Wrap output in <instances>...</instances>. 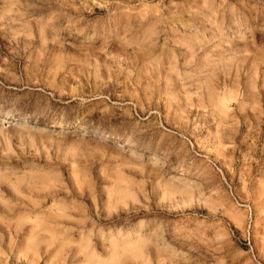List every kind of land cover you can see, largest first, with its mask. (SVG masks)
Wrapping results in <instances>:
<instances>
[{"label":"rangeland","instance_id":"1","mask_svg":"<svg viewBox=\"0 0 264 264\" xmlns=\"http://www.w3.org/2000/svg\"><path fill=\"white\" fill-rule=\"evenodd\" d=\"M0 264H264V0H0Z\"/></svg>","mask_w":264,"mask_h":264},{"label":"bare ground","instance_id":"2","mask_svg":"<svg viewBox=\"0 0 264 264\" xmlns=\"http://www.w3.org/2000/svg\"><path fill=\"white\" fill-rule=\"evenodd\" d=\"M222 111H224V110H222ZM226 113H228V111H226Z\"/></svg>","mask_w":264,"mask_h":264}]
</instances>
